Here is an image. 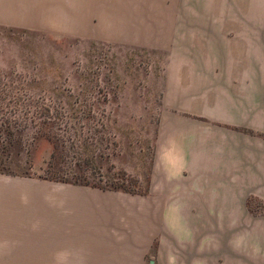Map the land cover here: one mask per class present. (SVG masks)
I'll use <instances>...</instances> for the list:
<instances>
[{
    "label": "rangeland",
    "instance_id": "obj_1",
    "mask_svg": "<svg viewBox=\"0 0 264 264\" xmlns=\"http://www.w3.org/2000/svg\"><path fill=\"white\" fill-rule=\"evenodd\" d=\"M199 1L200 11L194 15L218 21L215 55H193L191 47L188 55L174 56L141 46L0 27V86L21 89V98L24 90L37 109L65 105L64 115L72 122L68 130L80 133L83 156L92 155L89 178L123 187L51 182L50 192L57 199H69L58 213H73L72 197L79 196L97 204H109V199L130 203L134 210L118 211L110 231L117 238L146 234L140 264H168L176 257L177 264H264V0ZM191 11L187 4L186 15ZM184 61L211 66L203 74L218 79L214 81L220 102L213 106L232 115L233 123L198 117L203 128L223 129L226 143L212 138L210 173L184 171V176L170 178L156 167L163 114L190 115L161 102L160 84L164 65ZM217 148H224L223 157L214 153ZM50 152L46 140L37 142L32 179L45 181L37 175ZM150 202L157 216L154 227L143 221ZM174 202L188 226L182 243L165 227L162 216ZM79 207L70 216L56 217V225L85 227V207Z\"/></svg>",
    "mask_w": 264,
    "mask_h": 264
},
{
    "label": "crops",
    "instance_id": "obj_2",
    "mask_svg": "<svg viewBox=\"0 0 264 264\" xmlns=\"http://www.w3.org/2000/svg\"><path fill=\"white\" fill-rule=\"evenodd\" d=\"M187 4L192 15H186ZM199 5V0H0V27L54 38L80 37L126 47L141 46L174 56L188 55L191 47L193 55H215L218 46L213 39L218 35V21L216 17L194 15V11H200ZM208 71L210 65L197 67L185 61L163 67L161 102L190 115L180 111L163 114L156 141V167L170 178H180L184 171L210 173L212 138L219 137L223 146L226 143L223 129L210 131L197 119L233 123L232 115H224L213 106L220 102L215 82L218 79L211 81L203 74ZM223 152L224 148L214 150L221 157ZM51 182L54 183L0 176V264H140L139 255L146 251V234L117 238L110 231L116 224L117 212L130 208L133 211V205H119L111 199L109 204H97L88 198L72 197L73 213L79 205L80 209L85 207V227L64 223L58 227L56 217L73 213L57 212L67 206L69 199H57L50 192ZM150 205L143 221L154 227L157 216L151 202ZM162 216L165 227L182 243L188 226L179 203L165 208ZM175 260L169 258L167 262L180 263L178 257Z\"/></svg>",
    "mask_w": 264,
    "mask_h": 264
},
{
    "label": "trees",
    "instance_id": "obj_3",
    "mask_svg": "<svg viewBox=\"0 0 264 264\" xmlns=\"http://www.w3.org/2000/svg\"><path fill=\"white\" fill-rule=\"evenodd\" d=\"M20 91L19 88L0 86V174L34 176L33 149L37 142L46 140L51 145V152L38 178L100 189L123 188L112 181L103 183L100 179L89 178L87 170L92 163V155L83 156L80 133L68 130L72 122L64 115L67 109L65 105H60L59 109L55 105L37 109V102H32L24 90V97L21 98ZM49 111L55 115L51 116L47 113Z\"/></svg>",
    "mask_w": 264,
    "mask_h": 264
}]
</instances>
